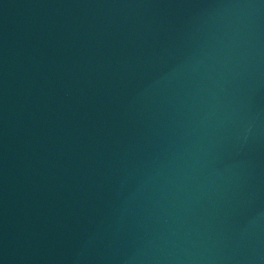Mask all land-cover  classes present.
Segmentation results:
<instances>
[{
  "label": "water",
  "instance_id": "95a60500",
  "mask_svg": "<svg viewBox=\"0 0 264 264\" xmlns=\"http://www.w3.org/2000/svg\"><path fill=\"white\" fill-rule=\"evenodd\" d=\"M0 264H264V0H0Z\"/></svg>",
  "mask_w": 264,
  "mask_h": 264
}]
</instances>
